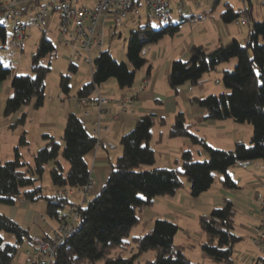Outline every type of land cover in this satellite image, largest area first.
I'll return each mask as SVG.
<instances>
[{
    "label": "trees",
    "instance_id": "16d2710c",
    "mask_svg": "<svg viewBox=\"0 0 264 264\" xmlns=\"http://www.w3.org/2000/svg\"><path fill=\"white\" fill-rule=\"evenodd\" d=\"M245 12L251 20L247 19L249 34L245 45L238 39L221 43L214 49L192 45L187 62L173 61L168 84L176 91L185 84L193 89L202 84L204 76L235 60L234 68L226 70L221 80L226 91L195 97L193 103L205 109L209 120L232 119L238 124H251V142H237L232 150L214 148L206 138L192 133L185 116L178 113L170 137L189 139L192 144L202 147L208 157L204 161H196L192 152L186 150L181 156L182 172L158 168L155 167L156 154L150 144L157 118L154 114L141 116L134 128L122 137L123 154L113 163L107 183L81 209L77 231L58 248L56 264H136L146 252L155 253V258L147 264H199L186 255L188 246L175 243L180 227L168 219L159 218L144 235L135 236L130 241L128 238L140 223L138 209L150 208L157 197L174 195L183 187V176L190 182L191 196L199 198L214 186L218 176L224 188L237 189L230 175L232 168L257 160L264 164V20H254L251 7L235 11L229 4H226L221 18L227 24L237 21ZM181 18V23L168 22L160 28L148 20L132 32L127 49L128 62L119 63L105 49L95 58L91 81L80 88L76 99H89L95 107L97 89L112 79L120 88L132 87L137 72L148 65L145 50L166 36L175 35L187 19ZM49 33L44 32L39 38L31 60L32 75L13 76L12 68L0 61V85L11 77L12 95L6 101L5 116L19 114L32 103L36 110L44 106L45 79L51 67L42 61L56 51ZM0 41H7L1 24ZM77 72L78 65L70 63L68 73L62 75L60 82L64 94H70L71 77ZM26 119V113H22L11 128L24 125ZM43 140L45 144L33 153V163L26 162L22 154V149L29 146L26 132L22 133L13 158L5 161L0 158V205L13 206L21 199L31 203L46 200L48 218L60 223L65 221V212L71 204L68 197H62L60 193L92 184L87 158L97 140L75 112L67 117L62 143L49 134L43 135ZM48 164H51L50 176L57 190L51 196L44 194L42 186ZM237 213L234 203L227 201L213 208L209 214L200 216L203 258L218 264H237L235 248L243 240L235 234ZM6 234L12 235L15 241L6 242ZM25 242L32 244L28 229L0 213V264H12ZM131 243L137 248L136 254L131 257L120 253L113 256L116 250L126 252Z\"/></svg>",
    "mask_w": 264,
    "mask_h": 264
},
{
    "label": "crops",
    "instance_id": "0c3cea01",
    "mask_svg": "<svg viewBox=\"0 0 264 264\" xmlns=\"http://www.w3.org/2000/svg\"><path fill=\"white\" fill-rule=\"evenodd\" d=\"M190 3L195 6L192 1ZM197 7L200 8L199 6ZM190 8L193 13L194 9ZM173 16L166 22L175 24L182 22L181 17L177 16L173 20ZM210 18L211 16L203 20L202 16L199 15L198 18H195V14H192V18L185 19V22L191 20L196 23L193 26L194 28L183 29L180 27L175 35L166 36L160 42L149 46L144 52L146 59H148V65L140 70V75L138 78L136 77L132 87L120 88L116 80L112 79L97 89L94 98L100 93L110 97L112 101L103 108L97 144L87 158L92 178L91 191L88 194L90 199L101 192L109 179L113 163L123 154L122 137L134 128L138 119L143 115L154 114L157 118L150 144L155 151V167L158 168L178 169L182 172L181 156L186 150L191 152L195 150L203 159H207V153L198 146L192 147L194 145H190L187 139L170 137L171 127L178 113H182L185 116L192 133L206 138L211 146L217 145L218 149L232 150V147L237 142L244 143L249 139L252 128L246 127V129H243L232 119L209 120L206 118L205 109L193 103L195 97L217 94L214 87L215 81L218 80L219 83L216 85H220L224 72L234 68L235 60L223 64L216 72L204 76L202 84L192 90H190L191 86L189 84L181 86L177 91L173 90L168 84V75L173 61L183 60L187 62L190 59L189 50L192 45H202L208 49H214L220 45L217 43L218 40H221L223 34L225 35V28L221 27L219 22ZM196 27H199L198 32L194 31ZM248 34L245 43L247 42ZM213 78L214 85H211ZM145 82L147 83V88L142 89ZM87 83L79 84L73 92L74 96L69 97V101H65L67 105H60L61 108H58L50 117L42 116V111L39 113L40 109L38 111L32 108L33 103L31 109H29V106L14 116L7 117L4 115L2 118L0 117V131L7 134L16 119L22 113H26L27 118L37 122L38 136H41L36 140L33 148H30L32 155L45 144L43 135L49 134L56 140H62L67 117L71 112L78 114L94 135V119L86 117L84 113L86 110L95 112L97 108L92 105L82 106L76 99L80 88ZM63 94V92L62 94L59 93L58 97H62ZM132 94H134L133 103L127 106L126 111H123L121 105ZM11 95V86L6 85L5 82L2 83L0 85V102L6 104L7 99ZM55 104L56 102L53 105ZM243 130H246L248 135H245ZM43 131L44 133H42ZM26 137L28 139L30 136ZM11 138L10 143L6 145L3 142L1 143L0 140V158L2 161L3 159H12L14 156L19 137L14 135ZM24 149H22V154ZM230 175L238 186L237 189H234L235 192L224 188L219 179L208 192L199 198H194L191 196L190 182L186 179L183 182V187L174 195L157 197L150 208L142 209L141 216L138 213L140 223L143 222L145 224L141 235H144V233L149 231L148 229L153 227L155 220L159 218L168 219L175 222L180 227V230H183L182 234L179 233L180 230L178 231L175 243L188 246L186 249L188 250L191 248L190 241L193 239L194 234L192 231L185 230V228L182 229L180 223L193 221L199 215H207L206 213L212 211L213 208L231 201L234 203L238 213L247 212V209H250L248 210L249 213L253 214L255 220L251 224H246L245 220L241 227L248 232L247 243L255 248L253 239L255 237V229L260 223L255 193L260 187V183L264 180V164L256 161L241 164L232 168ZM51 190V194L48 196L57 192L55 187ZM237 190H241V192ZM238 195L239 201L235 202ZM68 200L71 204H81L80 196H69ZM0 213L7 215L22 227L28 229L32 238L35 236L52 237L54 229L58 225L56 221L50 220L47 216L46 200L31 203L21 199L13 206L0 205ZM44 216L47 217V221L42 220ZM236 221H238L237 218ZM200 234L199 231L198 237L202 241L203 235L201 236ZM24 244H27L24 248L25 254L27 251H33L34 247L32 244L27 242ZM256 251L257 249L255 252L250 251L243 256H241L242 252H240L238 264H252L253 258L258 255V251ZM139 260L138 263L140 262Z\"/></svg>",
    "mask_w": 264,
    "mask_h": 264
},
{
    "label": "built area",
    "instance_id": "2783aa9c",
    "mask_svg": "<svg viewBox=\"0 0 264 264\" xmlns=\"http://www.w3.org/2000/svg\"><path fill=\"white\" fill-rule=\"evenodd\" d=\"M192 1L201 7L199 0H0V24L3 27L7 41L1 49L11 50V55L20 54L24 45L31 39L29 29H35L43 34H55L56 41L66 51L70 52V63L74 59L82 61L93 70L92 54L98 56L105 51V45L110 40L106 29H115L123 24L129 16L141 18L144 14L149 19L169 20L175 13L179 17H192V10L188 3ZM244 1V0H243ZM237 25L249 27L245 18L236 21ZM219 83L218 80L215 81ZM147 88L145 82L142 89ZM192 90V88H190ZM132 94L121 105L126 111L127 106L133 103ZM82 106H89V99H77ZM112 100L110 97L98 93L95 98L97 110H86L84 115L94 119V138L97 140L101 129L103 108ZM91 185L76 186L60 193L62 197L75 194L83 196L80 205L70 204L65 212V221L58 223L52 237L35 236L32 238L33 251L26 255L33 264H56L58 248L64 241L77 231L81 221V209L91 200L89 193ZM258 205L260 223L255 229L253 245L258 255L253 258L252 264H264V180L255 193ZM47 221V217H42Z\"/></svg>",
    "mask_w": 264,
    "mask_h": 264
},
{
    "label": "rangeland",
    "instance_id": "374dc122",
    "mask_svg": "<svg viewBox=\"0 0 264 264\" xmlns=\"http://www.w3.org/2000/svg\"><path fill=\"white\" fill-rule=\"evenodd\" d=\"M199 2L203 3V5L200 8H198L196 5L194 6L191 3H188V5L190 7H192V9H194L193 14H195V18L196 17L198 18V16L200 15V16H202L203 20H205L206 17L211 16L210 19H214V21H217L220 23L221 27L225 28V35L223 34V37L221 38L222 41L218 40L217 44L228 43L233 38H238V40L243 45H245V39H246L247 34L249 33V27L237 25L236 21L231 22V23H227V24L223 22L221 15L226 9V4H229L235 11L247 10V9H250V7H251V14H252V17L254 18V20H257V21H263L264 20V0H245V1H243V0H218V1H216V0H199ZM173 15H174L173 20H174L177 18V15L175 13ZM243 18L251 21L247 12L242 13V15L238 18V20H241ZM148 20H151L152 25L156 28L164 27L165 25H167V22L164 20L161 21V20H157V19H149L144 14H142L141 18H132L131 16H129L128 19L123 24H118L115 27V29H110V30L106 29L107 35L110 37V40L105 45V49L107 51H109L119 63L128 62V60H127V49H128V43H129L131 34H132V32L137 31L139 29V27L145 25L148 22ZM194 24H196V23H193L191 20H189V21L184 22L181 27L183 29H186L188 27L190 29H192V28H194L193 27ZM194 31L198 32L199 27L198 28L196 27L194 29ZM29 34L31 35V39L25 43L24 49L20 51V54L11 55V50H9V48H7V49H1L0 48V61L5 66L12 68L13 76L14 75H32L33 74L32 69H31V60H32L33 55L36 52L37 44H38L39 38L41 36V33H39L35 29V27L33 26L29 29ZM48 36L55 43L56 51H55L54 55L48 56V57L44 58L42 61V63L44 65H50V67H51V70L45 79L46 101H45L44 106L42 108H40V112H39V113H41V111H42V116L45 115L46 117L52 116L55 113V111L58 110V108H61L60 105H67V102L65 104V101H69V97L74 96L73 92L76 89V87L79 84H84V83L89 82L92 78V73H93V70L90 66L84 64L82 61H79V60L73 58L74 63L76 65H78V72L73 74L71 77V82H70L71 93L69 95L63 94L62 97H58L59 93L62 94V89H61V85H60L61 77H62V75L68 73V71H69V65L71 62L70 61V52L66 51L61 46H59L58 42L56 41L55 34L49 33ZM2 45H3V43L0 41V46H2ZM96 57H97L96 53H93L92 58L95 59ZM139 72H140V70L136 74L137 78L140 75ZM213 82H214V78L212 80L211 85H214ZM5 83H6V85L11 86V77L8 78L5 81ZM215 85H214V87H215V90L217 91V94H220V93L226 91L222 82H220V85H216V86ZM62 99H64V100H62ZM55 102H56V104L53 105ZM32 108H33V106H32ZM29 109H31V106ZM41 109H43V110H41ZM4 110H5V103L0 102V117L1 118L4 116ZM42 116H41V118H43ZM44 120H46V119H44ZM238 125L243 127V129H246V127L252 128V133H251L249 139H247V141L244 142L245 144H249L251 142V139L253 136V126L251 124H248V123L238 124ZM243 131H244L245 135H248L246 130H243ZM23 132H26V136H28V135L30 136L27 139L30 142L29 146L26 149H24V152H23L24 160L26 162L33 163V155L31 154L30 148H33L34 143H36V140L39 137H41L40 135L38 136L37 122H33L30 118H27L26 123L24 125L17 126L16 128H11L7 132V134L2 133L0 131V140H1V143L3 142L4 145H6V144L10 143V141L12 140L11 137L14 135L18 136L20 139ZM42 133H44V131ZM185 139H187V138H185ZM60 141L62 143V140H60ZM187 141H189L190 145L192 144L189 139H187ZM192 145H194V144H192ZM192 147H196V145H194ZM198 147H200V146H198ZM212 147L218 148L217 145H213ZM200 148L202 149V151H205L202 147H200ZM233 148H235V145H234V147H232V149ZM192 154H193L194 160H196V161H204L205 160L195 150L192 151ZM5 160H7V159H3V161H5ZM256 162L262 163L263 161L257 160ZM66 166H67V164H66ZM50 170H51V164H48V166L46 168V172H45L43 180H42V186H43V190H44L45 195L51 194V191H52L51 189L53 188V184H52V180H51V176H50ZM186 179L187 178H185L184 176L182 177L183 182L186 181ZM218 180H219V176H218L216 182ZM230 191H234V190H230ZM237 191L241 192V190H237ZM71 196H80L81 202H82L83 196L81 194L77 193V194L71 195ZM233 196H235V195H233ZM237 201H239V195L237 196V199L235 202H237ZM248 210H250V209H247V212L237 213V217H236L238 220L237 221L238 228L235 231V234L242 236L244 238V240L242 242H240L239 244H237L236 248H235V251H236L235 256L238 258L237 264L240 260V252H242L241 256H243L250 251L255 252V250H256L255 248L249 246V244L247 243L246 238L249 236L248 232L245 231L241 227L245 220H246V224H251L255 220L253 214H250ZM137 212L141 216L142 209H138ZM210 212L211 211H209V213ZM209 213H206V214H209ZM200 216L201 215H199L198 217H195L193 221H190L187 223H185V222L180 223L181 224L180 226L182 229L185 228V230L192 231L194 234L193 239H191V241H190L191 248L186 250V255L190 258L191 261L199 263V264H218L212 260L205 259L202 256L201 247H200L201 241H200V238L198 237L199 231L201 233L200 235L201 236L203 235V232H202V230L200 228V224H199ZM248 219H250V220H248ZM144 228H145V224L143 222H141L137 226H135L131 231L130 237L128 238L129 241L133 237L141 235L143 233ZM150 229H148V230H150ZM182 232H183V230H180L179 233L182 234ZM5 239H6V242H14L15 241L14 237L12 235L6 234ZM177 241H178V239H177ZM26 245L27 244L22 245L17 257L12 262V264H33V261H31V259L28 258L26 256V254L24 253L25 252L24 248L26 247ZM119 253L123 254L125 257H131L137 253V248H136L135 244H132L131 246H129V249L126 252H124V250H121V249L114 251L113 256H116ZM153 257L155 258L154 252H146L143 254L142 258L139 260L140 262L139 263L137 262L136 264H147V262L152 260Z\"/></svg>",
    "mask_w": 264,
    "mask_h": 264
}]
</instances>
